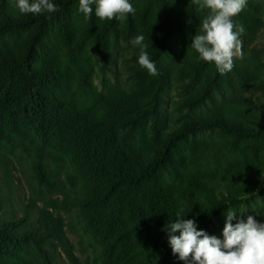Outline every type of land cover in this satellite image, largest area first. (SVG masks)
<instances>
[{
	"label": "trees",
	"instance_id": "trees-1",
	"mask_svg": "<svg viewBox=\"0 0 264 264\" xmlns=\"http://www.w3.org/2000/svg\"><path fill=\"white\" fill-rule=\"evenodd\" d=\"M262 28L264 0H0V171L29 188L8 215L0 186V264H81L67 229L86 264H264Z\"/></svg>",
	"mask_w": 264,
	"mask_h": 264
},
{
	"label": "rangeland",
	"instance_id": "rangeland-1",
	"mask_svg": "<svg viewBox=\"0 0 264 264\" xmlns=\"http://www.w3.org/2000/svg\"><path fill=\"white\" fill-rule=\"evenodd\" d=\"M248 36V34H247ZM216 38V37H215ZM249 38V37H248ZM247 42L245 39H238L235 43H233L232 49L226 48L227 56L231 53L234 57L238 58L242 56V47H244V43ZM248 47L255 50L254 54L251 52H247L251 57H255V55L261 59L264 64V28L259 30L255 35H252V39L248 43ZM133 44H124L122 43L121 46L117 49L116 63L114 69L116 74H114L113 83H119L125 89L136 88L138 73H137V66L134 64V61L128 57V50L131 49ZM228 50V52H227ZM98 83V81L96 80ZM177 81L173 82L169 92L166 94L165 99H178L182 95L181 89L176 85ZM241 90V95L247 98L249 101L252 102H260L262 101V96L259 92L252 90L250 87H238ZM230 90H228L229 92ZM237 92V88L234 90ZM177 116H179V112H175ZM11 165V175H12V187L11 191L8 192L7 185L5 184V180L3 179V174L0 171V186L3 188V193L5 195V207L7 209V214L14 209L18 215H20L21 208L23 203L26 201L27 196L29 195V188L27 185V175L26 173L22 172L19 167L15 164L14 167V160H12ZM243 212V211H242ZM66 235L68 238L69 245L72 246L73 254L78 258L81 264H86L87 260L85 257L88 254V251L82 249L78 242V235L75 234L72 230L66 231ZM58 264H70L69 260L66 258V255L62 252L59 253L58 257Z\"/></svg>",
	"mask_w": 264,
	"mask_h": 264
}]
</instances>
